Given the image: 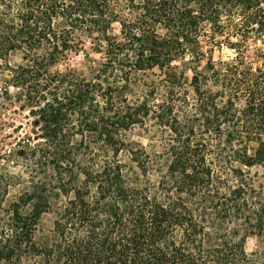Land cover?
Returning <instances> with one entry per match:
<instances>
[{
	"label": "trees",
	"instance_id": "trees-1",
	"mask_svg": "<svg viewBox=\"0 0 264 264\" xmlns=\"http://www.w3.org/2000/svg\"><path fill=\"white\" fill-rule=\"evenodd\" d=\"M0 99V264H264V0H0Z\"/></svg>",
	"mask_w": 264,
	"mask_h": 264
},
{
	"label": "rangeland",
	"instance_id": "rangeland-1",
	"mask_svg": "<svg viewBox=\"0 0 264 264\" xmlns=\"http://www.w3.org/2000/svg\"><path fill=\"white\" fill-rule=\"evenodd\" d=\"M204 50L209 51V45H203ZM210 54L214 60H225L230 53L227 50L219 52L216 49H210ZM98 61V55L89 49L86 44L85 51L78 55H73L68 61V66L72 69L88 73V63ZM179 66L183 67L182 64ZM186 75H191L190 65H184ZM88 76V74H87ZM35 119L30 118L26 111H22L17 103H8L0 99V175L4 179L13 181L6 191L5 201H11L16 197L27 182V175L24 172L21 158L14 154L17 150L15 144L23 139L26 135H33L36 132ZM133 141L145 142L144 139L132 135ZM52 222V215L46 214L42 218L41 225L43 228H49ZM245 249L247 253L264 250V245L254 237H249L246 240Z\"/></svg>",
	"mask_w": 264,
	"mask_h": 264
}]
</instances>
